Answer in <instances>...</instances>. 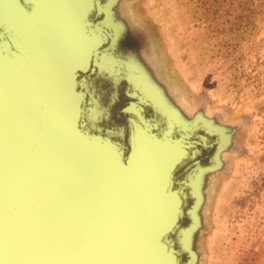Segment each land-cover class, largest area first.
Masks as SVG:
<instances>
[{"label": "water", "instance_id": "water-1", "mask_svg": "<svg viewBox=\"0 0 264 264\" xmlns=\"http://www.w3.org/2000/svg\"><path fill=\"white\" fill-rule=\"evenodd\" d=\"M146 5L0 0V264L211 263L249 120L182 90Z\"/></svg>", "mask_w": 264, "mask_h": 264}, {"label": "rangeland", "instance_id": "rangeland-1", "mask_svg": "<svg viewBox=\"0 0 264 264\" xmlns=\"http://www.w3.org/2000/svg\"><path fill=\"white\" fill-rule=\"evenodd\" d=\"M144 12L155 54L182 90L206 93L218 105L238 104L236 118L249 120L240 137L242 154L231 162L237 177L218 183L215 202L222 210L216 223L222 230L212 228L206 236L208 260L264 264V0H147ZM67 25L73 26L71 19ZM138 117L135 134L143 125ZM152 125L143 127L146 140Z\"/></svg>", "mask_w": 264, "mask_h": 264}, {"label": "bare ground", "instance_id": "bare-ground-1", "mask_svg": "<svg viewBox=\"0 0 264 264\" xmlns=\"http://www.w3.org/2000/svg\"><path fill=\"white\" fill-rule=\"evenodd\" d=\"M98 81H101V80H98ZM122 105V104H121ZM122 107H124V105L122 106ZM137 108V107H136ZM136 108H134V110L136 109ZM138 112V111H137ZM128 116V115H127ZM132 118H134L135 119V117H133L132 116ZM172 119H173V121L176 123V121H177V118H174V117H172ZM177 124V123H176ZM178 126H179V130H182V128L183 129H185V127L184 126H182V125H180V124H177ZM175 126V125H174ZM181 127V128H180ZM188 137V136H187ZM186 139H188V138H186ZM201 144V143H200ZM200 149H201V145H200V147H199Z\"/></svg>", "mask_w": 264, "mask_h": 264}]
</instances>
